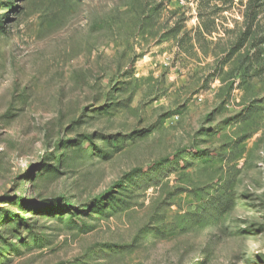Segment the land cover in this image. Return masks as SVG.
<instances>
[{
    "label": "rangeland",
    "instance_id": "obj_1",
    "mask_svg": "<svg viewBox=\"0 0 264 264\" xmlns=\"http://www.w3.org/2000/svg\"><path fill=\"white\" fill-rule=\"evenodd\" d=\"M0 264H264V0H0Z\"/></svg>",
    "mask_w": 264,
    "mask_h": 264
},
{
    "label": "trees",
    "instance_id": "obj_2",
    "mask_svg": "<svg viewBox=\"0 0 264 264\" xmlns=\"http://www.w3.org/2000/svg\"><path fill=\"white\" fill-rule=\"evenodd\" d=\"M12 221V220H11Z\"/></svg>",
    "mask_w": 264,
    "mask_h": 264
}]
</instances>
